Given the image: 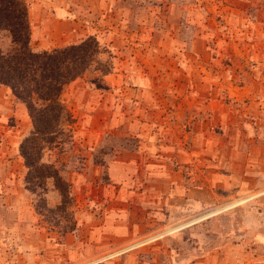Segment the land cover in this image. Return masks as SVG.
<instances>
[{"label": "rangeland", "instance_id": "obj_1", "mask_svg": "<svg viewBox=\"0 0 264 264\" xmlns=\"http://www.w3.org/2000/svg\"><path fill=\"white\" fill-rule=\"evenodd\" d=\"M25 1L35 51L95 36L112 70L66 87L74 142L45 154L68 232L54 181L42 213L26 188L33 124L0 84V264H264V0H57L73 25Z\"/></svg>", "mask_w": 264, "mask_h": 264}, {"label": "trees", "instance_id": "obj_2", "mask_svg": "<svg viewBox=\"0 0 264 264\" xmlns=\"http://www.w3.org/2000/svg\"><path fill=\"white\" fill-rule=\"evenodd\" d=\"M29 22L25 0H0V32L11 38L7 51L0 48V84L11 88L15 97L26 105L32 120L33 128L20 145L28 169L26 188L37 196L35 206L42 213L51 210L45 194L48 181H54L61 194L56 210L69 215L63 229L68 232L76 227L72 184L61 176L55 163L45 160V154L54 149L64 152L66 144L74 142L75 118L62 99L66 87L95 64L103 75L111 72L112 64L101 59L105 50L95 36L63 47L35 51L31 46Z\"/></svg>", "mask_w": 264, "mask_h": 264}, {"label": "crops", "instance_id": "obj_3", "mask_svg": "<svg viewBox=\"0 0 264 264\" xmlns=\"http://www.w3.org/2000/svg\"><path fill=\"white\" fill-rule=\"evenodd\" d=\"M73 4V5H72ZM77 7L80 9V6L77 5ZM50 8L52 9H56V10H51L52 14L55 16H64L65 21L63 22L64 24H69V25H73L76 21L74 20V17H77V12H79V9L77 10V8L74 6V2L72 1V3L64 1L63 3L58 2L57 0H53L52 1V6H50ZM49 20H51L50 18H48ZM57 20L56 18L53 19V22H55L53 24L54 30L57 29ZM49 21H47L46 23H48ZM56 26V27H55ZM32 35V34H31ZM22 103V102H21Z\"/></svg>", "mask_w": 264, "mask_h": 264}]
</instances>
